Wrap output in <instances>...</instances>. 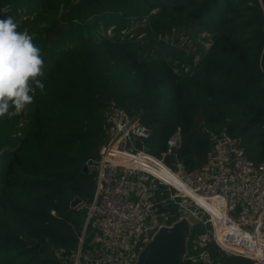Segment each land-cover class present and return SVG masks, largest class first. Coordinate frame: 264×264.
I'll return each mask as SVG.
<instances>
[{
	"label": "trees",
	"instance_id": "trees-1",
	"mask_svg": "<svg viewBox=\"0 0 264 264\" xmlns=\"http://www.w3.org/2000/svg\"><path fill=\"white\" fill-rule=\"evenodd\" d=\"M6 6L41 49L45 88L26 104L27 127L19 112L0 117V264H62L58 250L77 246L96 190L95 172L82 167L108 138L113 102L140 115L157 156L179 130L166 160L176 156L185 171L207 159L214 134L264 161V0H0ZM138 21L146 27L130 29ZM110 26L129 31L111 39L102 35ZM173 28L193 40L205 34L209 46L195 63L170 44ZM76 195L83 205L71 207ZM197 229L180 264H252L213 243L209 261L194 258Z\"/></svg>",
	"mask_w": 264,
	"mask_h": 264
},
{
	"label": "built area",
	"instance_id": "built-area-1",
	"mask_svg": "<svg viewBox=\"0 0 264 264\" xmlns=\"http://www.w3.org/2000/svg\"><path fill=\"white\" fill-rule=\"evenodd\" d=\"M107 115L108 138L86 162L96 174L95 194L77 246L58 250L62 264H134L157 230L147 219L157 214L163 216L157 228L182 216L195 231L201 228L193 236L201 248L194 258L209 261L213 243L228 255L264 264V161L255 164L236 139L214 134L207 159L188 172L176 156L173 165L166 160L180 143L179 130L157 156L145 146L151 130L139 114L113 102ZM172 205L179 213L173 221ZM146 229L154 230L152 236ZM90 231L96 234L87 242Z\"/></svg>",
	"mask_w": 264,
	"mask_h": 264
},
{
	"label": "clouds",
	"instance_id": "clouds-1",
	"mask_svg": "<svg viewBox=\"0 0 264 264\" xmlns=\"http://www.w3.org/2000/svg\"><path fill=\"white\" fill-rule=\"evenodd\" d=\"M41 49L28 29L18 30L12 16L0 18V117L16 115L44 91ZM35 85V87H33Z\"/></svg>",
	"mask_w": 264,
	"mask_h": 264
},
{
	"label": "water",
	"instance_id": "water-1",
	"mask_svg": "<svg viewBox=\"0 0 264 264\" xmlns=\"http://www.w3.org/2000/svg\"><path fill=\"white\" fill-rule=\"evenodd\" d=\"M82 171L89 173L87 163ZM83 202L76 195L70 202L71 207H77ZM196 226L185 216L170 225H160L147 244L139 251L134 264H180L188 253V238ZM95 231H90L86 241L90 242Z\"/></svg>",
	"mask_w": 264,
	"mask_h": 264
},
{
	"label": "rangeland",
	"instance_id": "rangeland-1",
	"mask_svg": "<svg viewBox=\"0 0 264 264\" xmlns=\"http://www.w3.org/2000/svg\"><path fill=\"white\" fill-rule=\"evenodd\" d=\"M9 12L10 11H9L8 6L2 7L0 10V18L5 17V16H10ZM18 12L21 13V18L25 17L27 14L26 9H23V8H19ZM13 18L16 23L20 22V18H17V17H13ZM138 25L139 27H146V25H142V22L138 21V23L134 24L130 29L138 27ZM115 28L114 26H110L108 29H105V27H103L102 35L108 36L109 38L116 40L119 37L123 38L124 37L123 35L129 31L127 29H123L120 31V33L122 34L120 35L116 26ZM133 34L134 33H131L129 34V36H132ZM143 34H144V31H141L139 33V37ZM204 36L205 34H202L201 35L202 39L196 38L195 40H193L190 34L186 33L184 30H180L176 28H173V30L171 32H168L166 35V37L169 39V42L172 46L174 47L179 46L180 48L184 46L187 48V52H189L188 56L189 55L191 56L194 54V63L199 59V56L202 55L204 51L206 50V48L209 46V42L206 41ZM201 47H203V49ZM176 62H179V61H176ZM183 65L184 64H182V66ZM184 67L185 69H188L189 65H184ZM175 70H178V69H175ZM19 113L21 117L19 120L20 123L18 124L21 125V127L23 128L27 127L33 119L32 109H30L28 105H25V107L22 110H20ZM162 220H163V216L161 214L151 216L150 218L147 219L148 223H151L152 225L156 222L155 230L157 229L158 223L161 222ZM146 232L147 234H149V236H152V234L154 233V230L146 229ZM196 235L198 234H195V236ZM147 242L148 240H145L142 247H144L147 244Z\"/></svg>",
	"mask_w": 264,
	"mask_h": 264
}]
</instances>
